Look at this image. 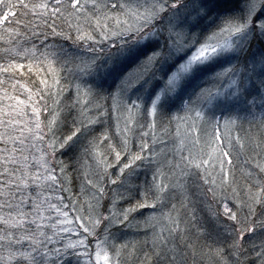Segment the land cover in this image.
Listing matches in <instances>:
<instances>
[{"label": "snow or ice", "instance_id": "1", "mask_svg": "<svg viewBox=\"0 0 264 264\" xmlns=\"http://www.w3.org/2000/svg\"><path fill=\"white\" fill-rule=\"evenodd\" d=\"M0 264H264V0H0Z\"/></svg>", "mask_w": 264, "mask_h": 264}, {"label": "trees", "instance_id": "2", "mask_svg": "<svg viewBox=\"0 0 264 264\" xmlns=\"http://www.w3.org/2000/svg\"><path fill=\"white\" fill-rule=\"evenodd\" d=\"M239 167H240V168H243V162H242V161L239 163ZM237 174L239 175V171L237 172ZM126 239H133V240H136V239H139V237L129 236V237H126Z\"/></svg>", "mask_w": 264, "mask_h": 264}]
</instances>
